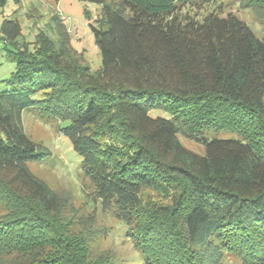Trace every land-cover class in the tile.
I'll return each instance as SVG.
<instances>
[{
  "label": "trees",
  "instance_id": "1",
  "mask_svg": "<svg viewBox=\"0 0 264 264\" xmlns=\"http://www.w3.org/2000/svg\"><path fill=\"white\" fill-rule=\"evenodd\" d=\"M212 1L106 4L104 28L93 27L95 75L59 16V40L41 31L33 47L19 41L18 20L2 21L16 67L0 90V264H125L93 258L58 215L64 200L31 170L51 155L24 129L35 105L66 121L94 202L122 214L133 264H264V38L219 8L202 19L182 13ZM242 2L264 22V0ZM146 189L165 201L144 203Z\"/></svg>",
  "mask_w": 264,
  "mask_h": 264
},
{
  "label": "rangeland",
  "instance_id": "2",
  "mask_svg": "<svg viewBox=\"0 0 264 264\" xmlns=\"http://www.w3.org/2000/svg\"><path fill=\"white\" fill-rule=\"evenodd\" d=\"M116 0H104L103 3L91 0H22L16 3L7 0L0 5V24L5 18L16 19L22 27L20 42L33 47L36 35L43 31L54 41L59 40L55 31L54 18L59 16L68 28L70 46L81 56L84 66L92 74L102 69V54L96 41L93 27L104 28L106 4ZM242 0H214L197 8L190 4L183 7V14L202 19L213 10L220 9V16L235 13L244 20L258 38H264V22L255 14L254 9L244 7ZM16 62L0 43V90L6 88L3 79L15 71ZM164 114L153 111L152 114ZM22 120L25 132L31 140L51 151V155L42 163H31V170L44 180L64 200L58 215L69 222L75 234H81L88 242L93 258L109 257L123 259L125 264L136 263V252L127 237L128 227L121 219V212L112 205L94 202V186L83 180L81 156L73 149L70 139L63 134L65 120L42 112L35 105L23 111ZM207 138H237L231 132L211 131ZM181 142L189 149L204 154L202 143L180 135ZM144 203H162L165 201L158 193L146 189L142 193ZM71 222V223H70ZM9 257H5L7 263Z\"/></svg>",
  "mask_w": 264,
  "mask_h": 264
}]
</instances>
